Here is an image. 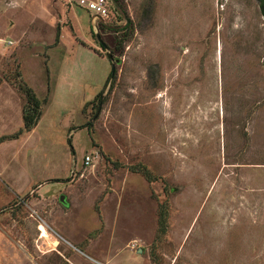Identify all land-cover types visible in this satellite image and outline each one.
Wrapping results in <instances>:
<instances>
[{
	"label": "rangeland",
	"instance_id": "1",
	"mask_svg": "<svg viewBox=\"0 0 264 264\" xmlns=\"http://www.w3.org/2000/svg\"><path fill=\"white\" fill-rule=\"evenodd\" d=\"M78 2L0 0V264H264L258 1Z\"/></svg>",
	"mask_w": 264,
	"mask_h": 264
},
{
	"label": "trees",
	"instance_id": "2",
	"mask_svg": "<svg viewBox=\"0 0 264 264\" xmlns=\"http://www.w3.org/2000/svg\"><path fill=\"white\" fill-rule=\"evenodd\" d=\"M115 1H116V4L114 6V9L117 12V10L119 11L121 4H120V0H115ZM257 1L259 3L261 14L264 17V0H257ZM128 26H125V27H128ZM101 27L106 28V25L101 23ZM100 43L103 46L104 50H108L107 46L105 45V43L102 40ZM114 79H115V73L113 74V72H112L110 74V78L108 80L106 87ZM20 83L21 84L19 86V90L26 96V100H27L26 105L24 106V109H23V121H24V125H25L24 129L14 136L3 137L0 140V142H3L4 140L17 139V138H19V136H21L25 132H31L32 130H34L35 127L38 125L40 119L43 116L44 105L47 104V102H48V98H46L44 101L40 100L36 94V91L30 85H28L26 82L21 81ZM101 96H102V94L99 95V97H101Z\"/></svg>",
	"mask_w": 264,
	"mask_h": 264
},
{
	"label": "built area",
	"instance_id": "3",
	"mask_svg": "<svg viewBox=\"0 0 264 264\" xmlns=\"http://www.w3.org/2000/svg\"><path fill=\"white\" fill-rule=\"evenodd\" d=\"M113 3L112 0H79L78 4L80 7L86 9L92 15V22L94 26L103 23L107 18L110 17L109 6ZM84 165H91L92 158L87 156L84 160Z\"/></svg>",
	"mask_w": 264,
	"mask_h": 264
},
{
	"label": "crops",
	"instance_id": "4",
	"mask_svg": "<svg viewBox=\"0 0 264 264\" xmlns=\"http://www.w3.org/2000/svg\"><path fill=\"white\" fill-rule=\"evenodd\" d=\"M2 97L1 93H0V98ZM2 104H3V99H0V120L3 119L4 114H3V110H2Z\"/></svg>",
	"mask_w": 264,
	"mask_h": 264
},
{
	"label": "water",
	"instance_id": "5",
	"mask_svg": "<svg viewBox=\"0 0 264 264\" xmlns=\"http://www.w3.org/2000/svg\"><path fill=\"white\" fill-rule=\"evenodd\" d=\"M113 1V3L114 4H116V1L115 0H112ZM126 22H127V24H126V26H128L129 25V20L126 18ZM98 39H99V41L101 42V38H99V36H98ZM111 56V55H110ZM112 59V58H111ZM113 74L115 73V68L113 67ZM61 201H63L64 202V197H61Z\"/></svg>",
	"mask_w": 264,
	"mask_h": 264
}]
</instances>
